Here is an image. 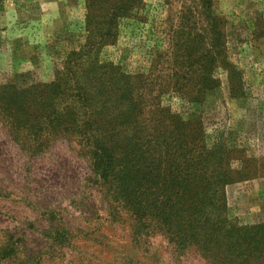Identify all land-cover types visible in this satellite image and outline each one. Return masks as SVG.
I'll return each instance as SVG.
<instances>
[{
    "label": "rangeland",
    "instance_id": "1",
    "mask_svg": "<svg viewBox=\"0 0 264 264\" xmlns=\"http://www.w3.org/2000/svg\"><path fill=\"white\" fill-rule=\"evenodd\" d=\"M128 1L129 9L107 25L105 12ZM205 1L226 37L224 53L218 49L223 56L213 60L235 65L242 85L230 92L233 72L218 67L219 86L200 103L167 91L160 106L184 121L202 119L207 135L221 134L228 147L256 161L257 177L225 187L227 217L264 225V0H0V83L62 63L85 42V14L93 17L91 29L112 31L101 62L142 78L162 71L167 59L158 56H170L175 46L210 48ZM191 31L199 39L190 42ZM179 61L189 66L195 56ZM91 149L63 129L19 128L0 108V264H225L195 248L178 254L159 227L125 201L121 183L99 169ZM245 264H264V257Z\"/></svg>",
    "mask_w": 264,
    "mask_h": 264
},
{
    "label": "trees",
    "instance_id": "2",
    "mask_svg": "<svg viewBox=\"0 0 264 264\" xmlns=\"http://www.w3.org/2000/svg\"><path fill=\"white\" fill-rule=\"evenodd\" d=\"M130 3L119 2L106 11L107 25ZM202 7L212 35L205 55L175 46L170 56H158L167 59L164 69L154 68L143 78L100 61L99 51L112 31L91 29L93 17L85 14L84 44L53 69L12 74L0 83V108L19 128L63 129L86 142L99 169L121 183L125 201L155 223L178 254L195 248L211 262L245 264L264 257V225H238L229 219L224 189L257 177L256 161L245 150L228 147L221 134L207 135L202 119L184 121L169 106H160L167 91L200 103L205 92L219 86L214 75L218 67L233 72L230 92L242 85L235 65L213 60L224 53L226 37L209 3ZM194 37L199 39L192 32L190 42ZM191 55L195 61L189 66L178 62Z\"/></svg>",
    "mask_w": 264,
    "mask_h": 264
}]
</instances>
